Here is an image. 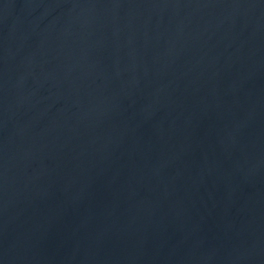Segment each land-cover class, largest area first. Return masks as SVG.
Returning a JSON list of instances; mask_svg holds the SVG:
<instances>
[{
  "label": "water",
  "instance_id": "95a60500",
  "mask_svg": "<svg viewBox=\"0 0 264 264\" xmlns=\"http://www.w3.org/2000/svg\"><path fill=\"white\" fill-rule=\"evenodd\" d=\"M0 264H264V0H0Z\"/></svg>",
  "mask_w": 264,
  "mask_h": 264
}]
</instances>
